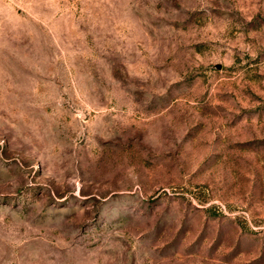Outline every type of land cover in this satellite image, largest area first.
<instances>
[{
	"label": "rangeland",
	"instance_id": "obj_1",
	"mask_svg": "<svg viewBox=\"0 0 264 264\" xmlns=\"http://www.w3.org/2000/svg\"><path fill=\"white\" fill-rule=\"evenodd\" d=\"M0 264H264V0H0Z\"/></svg>",
	"mask_w": 264,
	"mask_h": 264
}]
</instances>
